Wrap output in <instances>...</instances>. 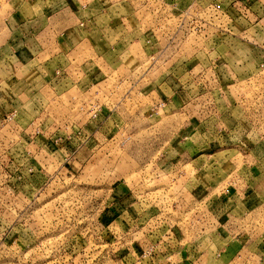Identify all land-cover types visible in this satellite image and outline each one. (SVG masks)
<instances>
[{"label":"rangeland","instance_id":"rangeland-1","mask_svg":"<svg viewBox=\"0 0 264 264\" xmlns=\"http://www.w3.org/2000/svg\"><path fill=\"white\" fill-rule=\"evenodd\" d=\"M101 3L98 24L117 21L104 34L89 8L71 17V0H0V19L16 9L42 35L22 60L0 54V264H169L152 243L170 225L186 243L238 236L257 250L252 264H264V0ZM63 29L73 43L58 42ZM127 49L132 74L116 70ZM65 75L88 86L62 93ZM170 77L192 89L176 97L179 109L155 107L149 89ZM65 123L87 131L59 143L66 162L50 147L32 150L35 160L25 153L33 144L21 131L55 138ZM209 125L219 133L186 161L183 137ZM165 149L177 150L178 173L191 179L173 192L155 191L145 172ZM245 163L260 173L234 198ZM125 189L130 200L119 197ZM191 255L186 264H221L215 252Z\"/></svg>","mask_w":264,"mask_h":264},{"label":"crops","instance_id":"crops-1","mask_svg":"<svg viewBox=\"0 0 264 264\" xmlns=\"http://www.w3.org/2000/svg\"><path fill=\"white\" fill-rule=\"evenodd\" d=\"M72 6L75 8V11L71 10V17H73V13H75V16L77 19L81 20L83 19V15L81 14L82 11L86 12V9L89 8L91 10L89 12V15L86 17L90 18V22L94 23L95 27L97 29H100L102 34L105 33V30H111L115 28V24H117L116 20H113L112 18L108 21V23L99 25L97 20L100 18L102 13L104 11H107L105 9V4L101 3V0H71ZM82 10V11H81ZM88 11V10H87ZM15 12V13H14ZM18 10L13 11L11 14L8 13L4 19H0V54L3 56L4 51L6 50L7 53H9L12 56H16L17 59L22 60L25 55L30 54L31 48L35 44L38 43V41L41 42L39 39L40 29L32 28L28 20H21L18 16ZM88 14V13H87ZM108 13H106L107 15ZM71 21L75 22V24L69 25L71 27L77 26L76 19H72ZM50 28V26L48 27ZM45 29V28H44ZM68 29V26H67ZM67 29H63L61 32V36L58 37V42L60 44H66V43H73L71 38H74L73 34H70L71 32ZM72 29V28H71ZM49 30V29H48ZM75 30L77 31V27H75ZM115 31V30H113ZM46 32V29H45ZM115 32L109 34V37L113 36L116 39L117 35ZM47 36V33H44L43 37L45 38ZM51 35H49L50 37ZM79 36V35H78ZM48 38V37H47ZM78 40L76 42H81L83 38L78 37ZM49 40L44 42H48ZM115 41V40H114ZM114 41H111V43H116ZM43 44H46L44 43ZM61 50H63L61 48ZM131 51L129 49L125 50L122 54H120V64L117 66L116 70L118 69H129L130 73L132 74L135 69L134 67L129 66L130 63H132V60H137V57H132ZM142 59L148 58L147 53L143 56H140ZM140 58V59H141ZM123 66V67H122ZM142 67V66H141ZM94 74V71H91L89 73ZM72 75V74H71ZM148 75V74H147ZM88 76V74H87ZM93 76V75H92ZM70 75H65L60 78L58 81L60 88L62 90V93H68L70 90H72L74 87H78L79 89H84L88 86V84H84L80 81H73ZM179 78L176 79L175 77L170 78H163L160 81H155V84L149 89V96L152 99V104L157 106H170L172 109L174 108H181L180 103L183 104L182 101L177 103L176 97L181 93V91L185 90V88H191L193 85H182L181 82H179ZM179 85H177V84ZM192 89V88H191ZM4 117L3 113L0 112V123L2 122V118ZM29 129L31 131H29ZM29 129L25 131L20 132V137L26 139L29 144H33L32 147H24L25 153L26 150L28 151V154L30 156H33L34 160L36 159V154L34 152L36 151H44V149L51 148V152L54 157H57L59 160H62L64 162L67 161V158L64 157L62 152L60 151L58 145L61 143V141H64L66 139L72 138L75 140L82 139L80 135L82 133H87V131H84L83 129H79V126L73 125L72 123H65L61 125L59 128V136L58 137H50L49 139L44 135L43 131L40 128H37L35 126L29 127ZM218 130L214 129L211 125L206 128V130H203V133L196 134H190L185 135L183 137L182 145H183V151L185 155H189V159H186V161H194L191 160L193 156L200 155L198 152L201 150L197 149L199 147V143L202 141H207L212 139L216 134H218ZM84 134V135H85ZM55 145H54V144ZM57 147V148H56ZM78 148V147H77ZM34 150V152H32ZM46 151V150H45ZM163 151V149H162ZM161 151V152H162ZM78 149L75 151L74 156L77 155ZM177 150L175 149H165L163 153H161V159L156 161H151L148 163L147 167L145 168V172L147 175H151L153 177L152 184L156 187L154 190L159 191L162 189H167L166 191H174L178 187H183L186 182H191V179L185 180L184 175L179 174L180 172H183L184 169L181 170L182 164L179 163L180 160L176 158ZM11 157H14L11 156ZM199 157V156H198ZM36 162L33 161V165L36 166ZM32 165V164H30ZM259 165L253 164V163H245L243 165V171H246V175L239 177L234 183L233 187L231 188L232 192L234 193L232 197L237 198V195L240 194V192L250 183V179H254L256 177H253L252 174H258L260 173V169L258 167ZM178 170L180 172L178 173ZM18 171L19 168L14 169L12 171V178L14 179V176L18 178ZM160 173H165L166 176L175 175L173 177H170V179H166V177ZM250 175L251 177H248ZM171 192V193H172ZM151 193V191L149 192ZM148 195V194H146ZM132 196V191H129V189H125L124 193L122 194L123 199L129 198ZM150 196V194H149ZM149 196L145 197V199H138V201H144L148 203ZM166 196V195H163ZM148 201V202H147ZM144 202H142L141 205H144ZM134 205V204H131ZM146 207V205H145ZM145 209V208H143ZM142 210V209H141ZM148 213V212H146ZM145 215V214H144ZM161 235V240L156 242V240L152 243V245H156L159 249V252L163 259H165L169 264H178L180 262H183L184 264L187 263V261L192 257L191 254H194V252L199 253L202 252L204 255L206 253H214L216 254L219 262L221 264H233L240 261V264H252V262H256L258 260V255L256 254V249H252L251 251L248 249L249 247L244 243V240L242 238H239L238 236L225 242L223 237L221 236V232L219 233V237L217 238V235L215 238L211 236V234L202 235L197 239H188L189 242L186 243L185 234H183L184 231H179L177 226H162L161 229L158 231ZM190 233V232H189ZM191 240V241H190ZM149 245L147 244V247ZM214 248L212 249V247ZM179 260V261H178ZM178 262V263H176Z\"/></svg>","mask_w":264,"mask_h":264}]
</instances>
